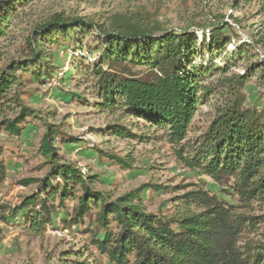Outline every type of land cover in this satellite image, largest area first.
I'll return each mask as SVG.
<instances>
[{"label": "trees", "instance_id": "obj_1", "mask_svg": "<svg viewBox=\"0 0 264 264\" xmlns=\"http://www.w3.org/2000/svg\"><path fill=\"white\" fill-rule=\"evenodd\" d=\"M32 1L0 0V38ZM240 2L225 1L228 15L211 2L204 17L177 29L126 12L103 22L55 12L33 25L24 58L0 61V133L19 137L35 121L44 128L37 153L46 172L18 181L35 188L12 214L20 213L28 229L40 233L48 225L57 228L58 209L72 204L60 218L62 227L82 226L90 237L82 249L63 251L61 264H98L92 251L111 264H264V103L246 106L242 91L254 78L264 95V55L249 41L232 38L234 25L242 26L233 13ZM89 37L93 49L86 46ZM52 45L73 51L75 81L93 98L87 104L117 115L104 134L150 140L160 133L184 167L209 177L234 203L202 184L179 186L181 193L170 198L175 211L161 214L146 210L143 194L167 187L141 185L118 196L97 188L96 175L59 152V142L81 143L80 138L65 135L23 99L26 85L45 86L56 76ZM240 66L242 74L227 77ZM71 96L83 100V93ZM202 106H208L209 120L191 138ZM140 128L149 133L133 131ZM2 152L0 145V184L7 178ZM108 159L121 171L133 168L130 155Z\"/></svg>", "mask_w": 264, "mask_h": 264}, {"label": "rangeland", "instance_id": "obj_2", "mask_svg": "<svg viewBox=\"0 0 264 264\" xmlns=\"http://www.w3.org/2000/svg\"><path fill=\"white\" fill-rule=\"evenodd\" d=\"M225 1L229 0H35L18 11V18L13 21L8 34L0 38V61L5 63L10 59L24 58L25 40L33 25L55 12L65 16H86L98 22L105 21L114 13L126 12L134 17L142 16L151 22H159L164 28L177 29L186 28L197 15V18L204 17L211 9V2H219L217 6L221 14L228 15L230 10ZM210 11H215V8ZM233 13L241 19L242 26L238 28L234 25L232 38L249 41L254 51L264 55V0H241ZM93 41L89 37L86 46L91 49L96 47ZM232 48L230 44L227 49L230 51ZM49 49L58 63L56 76L45 86L26 85L23 99L27 105L46 116L50 123L59 125L65 135L80 138L81 143L59 142V152L65 160L73 161L86 173L96 175L97 188L118 196L141 185L167 187V190L155 193L146 189L143 194L146 210L161 214L175 211L170 198L181 193L176 189L179 186L188 185L191 188L202 184L205 189L234 203L233 197L223 192L209 177L184 167L175 155L176 147L160 133L150 140L122 139L104 134L101 130L107 123L116 121L117 115L100 114L87 104L93 98L84 90L85 85L75 81L77 74L72 68L73 51L61 50L56 45ZM85 53L89 55L87 51ZM242 72L243 66L233 68L227 77ZM254 81L253 78L242 90L246 106L264 103L263 90L257 88ZM71 93H83V100H73ZM209 117L208 106L200 107L188 136L193 138L198 135ZM121 122L129 124L125 119ZM43 131L41 122L35 121L28 123L19 137L0 133L2 157L7 165V178L0 184V264H61L59 259L63 251L82 249L90 243V237L82 226H75L63 236L54 233L56 228L51 225L43 232L34 233L28 229L24 219L16 220L20 213L12 214L22 197L35 188L34 185L24 187L18 181L41 177L46 172L43 160L37 153ZM133 131L145 135L149 133L143 128ZM107 155H130L133 168L121 171ZM71 208L72 204H69L67 208L58 209L54 224L57 228L62 227L60 218L68 215ZM262 239L264 242V237ZM92 255L98 264H111L97 252L92 251ZM90 261L94 262L92 258Z\"/></svg>", "mask_w": 264, "mask_h": 264}, {"label": "built area", "instance_id": "obj_3", "mask_svg": "<svg viewBox=\"0 0 264 264\" xmlns=\"http://www.w3.org/2000/svg\"><path fill=\"white\" fill-rule=\"evenodd\" d=\"M83 172H85V171L83 170ZM15 218H16V220H23L24 219L23 216H18V217L16 216ZM73 228L74 227H71V228L60 227V228H56L53 232L59 236H63V235L68 234L69 231L72 230Z\"/></svg>", "mask_w": 264, "mask_h": 264}, {"label": "crops", "instance_id": "obj_4", "mask_svg": "<svg viewBox=\"0 0 264 264\" xmlns=\"http://www.w3.org/2000/svg\"><path fill=\"white\" fill-rule=\"evenodd\" d=\"M86 145V144H85Z\"/></svg>", "mask_w": 264, "mask_h": 264}]
</instances>
